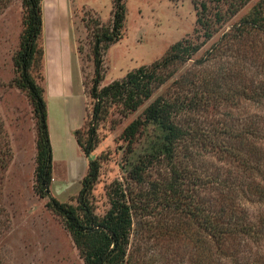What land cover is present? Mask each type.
I'll return each instance as SVG.
<instances>
[{
  "label": "rangeland",
  "instance_id": "1",
  "mask_svg": "<svg viewBox=\"0 0 264 264\" xmlns=\"http://www.w3.org/2000/svg\"><path fill=\"white\" fill-rule=\"evenodd\" d=\"M228 1L124 0L122 38L103 49L100 88L151 66L179 41L202 47L178 64L172 79L137 112L113 105L98 123V145L90 158L77 137L87 138L93 114V29L96 24L112 27L114 0L42 4L45 58L32 74L48 110L51 195L78 208L89 161L97 159L100 175L91 194L95 213L103 217L109 211L114 188L123 190L132 206L125 264H264V33L235 31L254 7L263 3L264 9V0H251L229 21L216 23L217 32L207 39L197 23L202 3L211 7L212 17L218 10L224 13ZM26 16L22 0H0V264H86L64 220L36 189L37 119L28 93L17 85L14 64ZM207 94L212 98L206 109L180 117L206 140L200 136L188 144L182 159L189 172L183 181L190 184L193 206L205 207L212 218L222 216L232 228L222 243L198 219L170 207V192L160 189L159 199L151 193L156 183L173 179L165 161L146 170L143 184L132 179L131 169L160 144L156 128L144 127L133 143L123 136L158 97L209 100Z\"/></svg>",
  "mask_w": 264,
  "mask_h": 264
},
{
  "label": "trees",
  "instance_id": "2",
  "mask_svg": "<svg viewBox=\"0 0 264 264\" xmlns=\"http://www.w3.org/2000/svg\"><path fill=\"white\" fill-rule=\"evenodd\" d=\"M45 0H22L26 9L25 30L22 35L20 49L14 64L18 72L17 85L25 90L34 106L38 127V158L36 171V189L40 197L47 198V206L60 216L79 248L86 264H125L130 234L133 225L132 206L127 201L128 196L120 188H114L111 194V207L100 217L95 213L91 203V194L100 175V163L90 159L86 176L82 180V188L78 194V208L62 203L51 195L50 186L53 179V150L48 126V110L44 99V90L37 83L32 70H41L45 58V48L41 44L44 32V16L42 4ZM220 1V0H216ZM251 0H229L228 9L212 14L206 3H202L198 11L197 23L205 29L207 39L213 36L216 23L223 24L236 16ZM114 22L112 27L96 24L94 30L93 61L94 78L90 95L94 99L93 114L88 129L87 138L77 137L85 156L90 155L98 145V123L104 119L113 105H122L127 112H137L149 101L154 92L160 89L176 74L178 64L187 62L201 49V44L189 40L179 41L167 51L166 55L149 67L142 66L130 71L121 81H115L103 88V49L117 43L122 38V29L126 19L124 0H114ZM214 17V18H213ZM258 31L264 33L263 3L258 4L252 12L235 28L236 32ZM217 32V31H216ZM229 34V33H228ZM217 47V45H216ZM209 87L208 84H206ZM212 89V88H211ZM211 89H209L211 91ZM216 93V92H214ZM210 96L209 94H207ZM203 96V94H202ZM209 100H198L196 97L178 96L176 100L158 97L144 110L143 114L133 120L124 130V138L133 143L141 130L146 126L155 127L160 144L141 157L133 169L132 179L143 184L146 170L154 164L164 161L170 167L173 179L163 187L156 183L152 194L159 199L160 189L163 193L170 192L173 198L170 207L181 208L186 214L198 219L203 230L208 232L217 243H222L226 236L232 233V228L222 216H212L205 207L193 206L187 192L190 184L184 183L188 177V167L184 168L182 159L188 144L203 134L191 131L180 121L185 111L207 108ZM217 98V95L216 97ZM231 152V151H228ZM234 152V151H232ZM235 153V152H234ZM187 157V156H186ZM183 166V168H179ZM196 185V184H194ZM189 187V188H188ZM161 199V198H160ZM198 222V221H197ZM249 233V231L247 232ZM204 241V240H203Z\"/></svg>",
  "mask_w": 264,
  "mask_h": 264
}]
</instances>
